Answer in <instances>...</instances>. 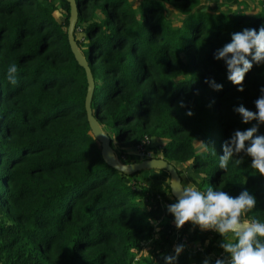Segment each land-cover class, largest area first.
<instances>
[{
    "label": "trees",
    "instance_id": "obj_1",
    "mask_svg": "<svg viewBox=\"0 0 264 264\" xmlns=\"http://www.w3.org/2000/svg\"><path fill=\"white\" fill-rule=\"evenodd\" d=\"M74 1L73 36L93 80L91 114L110 147L162 139L160 156L179 177L177 165L189 162L202 192L247 190L257 204L241 219L264 222V176L252 158L241 152L238 166L218 167L224 141L256 123H241L233 109L256 111L264 65H253L238 92L213 58L233 33L264 25V0L249 14L207 12L199 0ZM165 5L181 15L178 25L165 19ZM67 15L65 0H0V264H165L174 234L183 245L175 264H215L223 238L190 222L177 230L168 187L166 195L127 181L139 172L125 176L103 163L85 119L84 72L66 42ZM12 64L16 85L6 78ZM254 135H264V125Z\"/></svg>",
    "mask_w": 264,
    "mask_h": 264
},
{
    "label": "clouds",
    "instance_id": "obj_2",
    "mask_svg": "<svg viewBox=\"0 0 264 264\" xmlns=\"http://www.w3.org/2000/svg\"><path fill=\"white\" fill-rule=\"evenodd\" d=\"M213 58L224 62L227 80L237 86L238 92H243L246 73L254 64L264 65V25L259 29L244 28L233 33L231 42L217 49ZM17 76L16 64L10 65L6 74L8 82L16 85ZM205 83L214 91L223 88L222 84L212 79H206ZM260 93L261 95L254 101L256 111L248 110L243 105L234 107L233 111L239 114L241 123L248 124L252 121L256 123L244 131H235L224 141L221 146L223 154L219 156V169L227 170L230 161L238 166L242 158L233 157L244 152L252 158L251 167L264 176V135H254L259 126L264 125V87L260 89ZM186 115L191 116V111ZM171 190L177 194L178 199L167 206V211L174 217L173 223L177 230L190 222L201 231L212 230L223 238L219 247L223 250L224 256L217 258L215 264H264V222L255 218L251 221L241 219L256 207L257 200L254 195L244 190L238 196L232 197L222 190H214L211 185L202 192L173 180ZM229 233L234 235V242H227ZM182 251L183 245H176L174 255L164 256L165 264H175ZM203 264H209V261L205 259Z\"/></svg>",
    "mask_w": 264,
    "mask_h": 264
},
{
    "label": "rangeland",
    "instance_id": "obj_3",
    "mask_svg": "<svg viewBox=\"0 0 264 264\" xmlns=\"http://www.w3.org/2000/svg\"><path fill=\"white\" fill-rule=\"evenodd\" d=\"M132 7H136L138 0H129ZM261 0H235L230 3H225L223 0H199V5L197 7L205 9L207 12H212L216 10H226V11H232V10H240V11H250L253 7H256L257 9L260 8V5L258 4ZM63 14H60L58 12L55 13L54 17L57 22L63 21ZM164 16L167 21L176 26L179 24V21L181 19V15L174 10L171 6L165 5V11ZM80 37V34L77 33V38ZM106 130V128H104ZM164 141L162 139L156 140V139H149L147 145L145 147L139 148H119L116 144L113 145V150L116 153V155H119V158L123 162H132L134 160H141L145 159L152 155V157L160 156V146H162ZM114 144V143H113ZM196 152L201 151L198 143H194ZM177 168L180 171V177H181V184L185 187H195L197 188V182L198 178L195 173H193L189 168V162L183 163L180 165H177ZM148 173V175H147ZM136 179L138 181H141L145 183L146 185H158L160 188H157L162 191L164 194L167 193L166 187L168 184V177L165 172L159 171V170H144L138 173V175L134 178H128V180ZM150 181H152L150 183ZM200 190V189H198ZM167 195V194H166ZM174 202L172 201V204ZM194 227V226H193ZM176 241V234L172 235L170 238V244L167 245V249L165 247V253L170 254L174 253V247ZM158 264H162L161 261H157ZM156 263V264H157Z\"/></svg>",
    "mask_w": 264,
    "mask_h": 264
},
{
    "label": "water",
    "instance_id": "obj_4",
    "mask_svg": "<svg viewBox=\"0 0 264 264\" xmlns=\"http://www.w3.org/2000/svg\"><path fill=\"white\" fill-rule=\"evenodd\" d=\"M65 2L68 6V15L66 20L67 23L65 28L66 42L75 62L83 69L84 72L86 81L85 94L83 99L85 119L91 135L99 144V154L103 163L111 169L125 176H130L133 173L141 172L144 170H159L165 172L168 177L167 187L169 190V194L176 202L178 196L171 190L172 180L178 181L181 184L180 177L177 173L176 168L160 156L149 157L132 162L121 161L115 155L113 149L110 147L108 135L91 114L90 99L93 91V80L90 70L87 66V62L84 56L81 54L80 49L77 46L73 36L74 26L77 18L76 4L74 0H65Z\"/></svg>",
    "mask_w": 264,
    "mask_h": 264
},
{
    "label": "crops",
    "instance_id": "obj_5",
    "mask_svg": "<svg viewBox=\"0 0 264 264\" xmlns=\"http://www.w3.org/2000/svg\"><path fill=\"white\" fill-rule=\"evenodd\" d=\"M224 1V0H223ZM235 1V0H234ZM225 2V1H224ZM230 3V2H229ZM259 5H260V8H256V7H253L252 9H250V11H248V12H246V11H242V12H244V13H247V14H249V13H252V12H254V11H257V10H260V11H262L263 9H262V5L260 4V2L258 3ZM198 9H200L199 7H198ZM203 9V8H202ZM219 11H223V10H216V11H212L211 13H216V12H219ZM224 11H226V10H224ZM232 11H234V10H232ZM240 11V10H239ZM228 12H231V11H228ZM147 175H148V173H147ZM152 181H150V183H151ZM156 185V184H155Z\"/></svg>",
    "mask_w": 264,
    "mask_h": 264
},
{
    "label": "built area",
    "instance_id": "obj_6",
    "mask_svg": "<svg viewBox=\"0 0 264 264\" xmlns=\"http://www.w3.org/2000/svg\"><path fill=\"white\" fill-rule=\"evenodd\" d=\"M77 31L79 32V30H77ZM148 141H149L148 139L143 140L140 144L135 146V148H139L140 149L141 146L145 147V145H147ZM160 148H161V146H160ZM149 157H152V155L149 156ZM149 157H147V158H149ZM163 205L166 206L167 204L164 202Z\"/></svg>",
    "mask_w": 264,
    "mask_h": 264
}]
</instances>
